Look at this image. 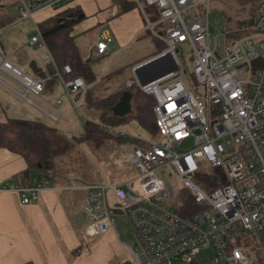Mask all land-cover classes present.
I'll return each mask as SVG.
<instances>
[{"label": "built area", "instance_id": "obj_1", "mask_svg": "<svg viewBox=\"0 0 264 264\" xmlns=\"http://www.w3.org/2000/svg\"><path fill=\"white\" fill-rule=\"evenodd\" d=\"M19 1L20 17H29L30 0ZM70 1L41 0L33 8H55ZM129 1L141 12L142 6L154 10L165 49L149 59L167 57L161 69L175 70L142 83L136 74L141 62L129 68L123 87L153 100L157 140L101 126L112 140H136L143 146L126 154L136 172L132 180L111 187L81 185L83 236L114 232L111 211L116 210L135 239L128 247L133 264H264V1L256 7L252 32L231 42L222 39L218 57L208 32V0ZM30 43L42 41L37 35ZM110 43L109 36L103 37L94 53L103 54ZM181 44L190 51L189 72L177 53ZM0 56V84L48 120H58L60 105L59 99L51 106L39 101L51 77L60 79L69 99L78 97L72 102L78 107L86 84L79 77L62 81L61 76L71 73L68 65L33 79L1 51ZM185 139L191 140L190 146L180 150ZM165 177L174 178L178 186ZM46 189L49 183L35 178L12 188L21 204L34 201ZM108 189L117 207L108 205ZM176 199L184 201L178 202L182 214L175 212Z\"/></svg>", "mask_w": 264, "mask_h": 264}, {"label": "crops", "instance_id": "obj_2", "mask_svg": "<svg viewBox=\"0 0 264 264\" xmlns=\"http://www.w3.org/2000/svg\"><path fill=\"white\" fill-rule=\"evenodd\" d=\"M30 2V16L24 18L19 15V7L7 12L9 2L0 0V10L3 9L0 13V51L3 58L33 79L48 77L55 69L60 71L62 66L59 67L53 62L45 44H31L30 39L39 35L43 41L38 32V25L59 12L72 8L80 10L84 19L73 26L69 33L87 71L79 76L86 84V91L79 98L78 106L83 102H86L87 107L103 105L104 116H97L96 124L109 126L113 119L116 128L123 126V130L131 136L147 139V133L132 119L135 115L132 97L134 90L123 87V83L128 79H123L121 75L126 72L129 76V67L165 49L160 39L162 26L157 23L155 14H150L149 9L152 8L144 7V17L143 10L141 12L133 2L127 0H71L55 8L38 10L33 7L41 0ZM123 9L127 10L122 11ZM11 11L14 13L11 14ZM107 36L111 38L110 45L103 54L96 55V43ZM181 46L182 44L177 46V53ZM1 61L0 56V63ZM68 75L61 76L62 81L68 80ZM91 87L94 93L89 92ZM123 92L129 93L126 100L128 108L125 112L120 113L119 110L113 113L112 110L119 104ZM64 97L67 103L61 100ZM77 98L72 96L69 99L64 94L61 81L57 77L49 78L39 95V101L47 106L53 105L56 99L60 100L58 120L65 112L68 113L70 107L75 109L72 102ZM21 102L24 101L0 84V123L12 119L29 120L50 126L59 134V131L69 130L66 124L57 128L54 123L58 120L52 122L41 113L37 119L35 114L30 119L25 118ZM126 118L128 120L124 121ZM74 127L77 129L78 125ZM120 144L133 147L130 139L123 140ZM125 154L124 164H130L125 159ZM25 168L24 161L19 156L0 148V189L5 188L0 190V264H111L112 255L114 260L119 257L115 264L128 261V247L135 244L134 236L130 243L127 240L119 242V236L114 229V232L110 230L105 234L96 235L95 240H85L87 243L83 244L85 241L77 233L82 232L81 227L76 228L74 222L75 215L81 213L80 205L83 203L84 192L80 187L83 184L65 172L55 173L56 175L48 181L50 189L39 192L34 201L21 204L19 195L12 188L21 185L17 175ZM56 170L55 168L54 171ZM121 172L123 174L118 176L122 180L117 185L134 177L129 168H122Z\"/></svg>", "mask_w": 264, "mask_h": 264}, {"label": "rangeland", "instance_id": "obj_3", "mask_svg": "<svg viewBox=\"0 0 264 264\" xmlns=\"http://www.w3.org/2000/svg\"><path fill=\"white\" fill-rule=\"evenodd\" d=\"M7 1L10 4L7 12H10V10H12L13 8L16 9L18 7H21L19 0ZM261 1L262 0H208L207 23L208 32L211 40V48L214 47V38L217 35H221L224 42H231L243 37L245 35L244 32L247 31L249 33L252 30V23L248 24V21L245 20H247L251 11L254 10L256 5ZM142 7V10L145 15V6ZM149 10L151 15L155 14L152 9ZM2 11L3 9L0 10V13ZM13 13L14 12L11 11V14ZM147 37L149 38V41L152 40L149 35ZM178 52V56L183 67L186 69V72H189L191 56L188 46L186 44L182 45L179 48ZM121 76L123 77V79L130 78V75L128 76L126 72H123ZM92 87L90 88L89 92L94 93V89ZM62 99L64 103H67V99L65 97L61 98V100ZM20 105L24 106L23 109L25 111V118L30 119L33 117L34 114L36 116V119L37 117L40 118V112L37 108L24 102H21ZM97 116H104L103 107L99 105H96L95 107H87L86 102H83L76 109L70 107L68 113L65 112V114H63V116L60 117L58 122L54 123V125L57 128H60L61 124H66L67 129L69 130H66L64 132L62 130L59 132L63 136V138H65L68 142L73 143V137L77 138L78 135L83 134V131L87 124H96L95 121L97 120ZM41 120L44 119L41 118ZM127 120L128 118L124 119V121ZM75 125H78L77 129L74 127ZM112 125L116 124H110V126ZM107 127L109 126L107 125ZM130 127L132 128V126ZM118 129L123 130L125 128L123 126H119ZM147 135L144 134V136ZM146 138H149V136H147ZM151 139L157 140V137L155 135H152ZM120 143L121 142H116V140L101 138L97 134L92 135L90 137V140L88 139L87 141L79 144L73 143L71 150H69L65 155L63 154L62 156H59V158L55 159L56 164L53 165V168L57 169V174L65 172L70 177L76 178L82 184L98 182L99 184L108 187L117 185L119 181L122 180L121 177L118 176V174H123L121 172L122 168H129L131 172L134 173V176L136 174L132 165L128 164L127 162H125L124 164L123 162L125 161L124 154L130 152L131 148L129 147V145L127 146V144ZM133 178H131V180ZM164 179L170 182L171 184L178 186V183H176L174 178L169 179L165 177ZM106 197L108 205H113L115 200L111 195L110 189L107 190ZM114 223L115 231L119 236V242L127 240V242L130 243V239L133 240V235L127 225L124 216L115 215ZM77 233L78 235H80L81 238H83V241L87 240L89 242L97 238V236L84 237L83 235H81L82 232L80 233V231H77ZM86 243V241L83 242L84 245H86ZM115 244L117 243L115 242ZM129 255L127 256L128 261H125L123 263L133 264L131 255ZM118 260L119 257L114 260V256H110L111 264L117 263Z\"/></svg>", "mask_w": 264, "mask_h": 264}, {"label": "trees", "instance_id": "obj_4", "mask_svg": "<svg viewBox=\"0 0 264 264\" xmlns=\"http://www.w3.org/2000/svg\"><path fill=\"white\" fill-rule=\"evenodd\" d=\"M256 7L245 20L248 21V24L252 23V30ZM125 10L127 9L122 11ZM83 19L84 15L80 10L74 8L66 9L42 22L37 27L43 40L42 42L45 44L53 62L59 67L65 64L69 65L71 73L68 75V79L79 77L87 72L83 61L77 54L72 39L69 37L72 27ZM244 33V36L249 34L247 31ZM133 90L132 97L135 115H133L132 119L148 134V139H151L152 135L157 136L151 113L153 100L136 89ZM111 121L109 122L114 124V121ZM115 126L112 125L110 127ZM95 134L101 138L110 139L104 134L102 127L98 124H87L83 134L73 138V143L79 144L88 139L90 140V137ZM121 141L123 140H116V142ZM73 143L68 142L54 128L39 122L12 119L7 120L5 123H0V148L19 156L26 166L25 170L17 175L21 184L31 178H35L37 181H50L56 175L53 169V162L59 156L65 155L71 150ZM131 143L133 147L143 146L142 143L136 140H131ZM180 198L184 199L185 196H180ZM178 202L184 204V201L179 199L173 201L175 212L182 214Z\"/></svg>", "mask_w": 264, "mask_h": 264}, {"label": "water", "instance_id": "obj_5", "mask_svg": "<svg viewBox=\"0 0 264 264\" xmlns=\"http://www.w3.org/2000/svg\"><path fill=\"white\" fill-rule=\"evenodd\" d=\"M221 40H222L221 35H217L214 38L213 54L215 57H218V53L220 51ZM163 59H168V58L166 57L162 59L160 58L147 59L146 61H144V63L141 62L140 67L137 69V72H136L137 77L140 80V82L147 83V82L153 81L159 78L160 76L164 75L165 73L175 70V66H171L168 69H164V70L161 69L160 63L161 61H163ZM121 96L122 98L119 104L112 110L113 113L118 112L119 110H121L120 113L125 112L126 108H128L126 100L129 97V93L123 92ZM190 143H191L190 139H185L179 144L178 148L180 150H184L185 148L190 146ZM117 206L118 205H113V207H117ZM111 212L112 214H119V213H116L114 210H112ZM83 221H84V217L81 213H78L75 215L74 222H75L76 228H80Z\"/></svg>", "mask_w": 264, "mask_h": 264}]
</instances>
